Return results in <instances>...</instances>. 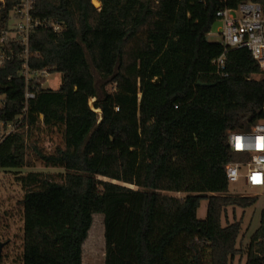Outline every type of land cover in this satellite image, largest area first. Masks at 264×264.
<instances>
[{
	"label": "trees",
	"instance_id": "1",
	"mask_svg": "<svg viewBox=\"0 0 264 264\" xmlns=\"http://www.w3.org/2000/svg\"><path fill=\"white\" fill-rule=\"evenodd\" d=\"M99 1L35 0L32 15L64 29L32 31L28 52L19 35L0 46L10 56L0 64V168H22L31 152L64 169L18 176L24 264H84L95 213L105 216V264H264V208L246 246L242 220L223 224L228 207L257 195L172 194L188 189L190 154L242 159L230 134L264 118L258 61L230 49L219 73L224 45L209 38L217 12L246 0ZM16 4L0 1V36ZM45 69L62 74L58 89L43 86ZM41 127L59 128L63 144L47 152Z\"/></svg>",
	"mask_w": 264,
	"mask_h": 264
},
{
	"label": "rangeland",
	"instance_id": "2",
	"mask_svg": "<svg viewBox=\"0 0 264 264\" xmlns=\"http://www.w3.org/2000/svg\"><path fill=\"white\" fill-rule=\"evenodd\" d=\"M13 24V21L11 22ZM222 22L217 21L212 27L209 38L213 42H221L218 35ZM10 38L15 35L10 31ZM9 38V39H10ZM29 74V73H28ZM47 77L44 87L58 89L62 83V74L54 72L44 75ZM257 77H260L259 75ZM94 102L92 99L91 104ZM11 130V129H10ZM4 130L3 132H5ZM2 132V133H3ZM35 138L39 139V145L47 152L63 144L62 132L59 128L52 129L41 127L34 131ZM189 163V186L186 192H174L172 194L183 197L188 194H221L258 196L254 205L246 208L230 206L223 216V224L227 221L242 220V233L238 241L240 247L250 242L251 235L261 223V211L264 208V187H254L246 183L244 177L237 182L227 183L224 177L225 158L215 153H194L188 158ZM30 171H44L54 174L64 172L62 167L47 165L34 153H29L25 165L19 169L0 168V241L4 243L1 257L4 264H24V210L21 199L25 190L18 176ZM208 211V200L203 199L198 211L200 219H205ZM227 215V217H226ZM246 256L242 258L244 264ZM106 240H105V216L103 213L94 214V222L89 232V237L84 244V264H105ZM240 257L237 256L235 264Z\"/></svg>",
	"mask_w": 264,
	"mask_h": 264
},
{
	"label": "built area",
	"instance_id": "3",
	"mask_svg": "<svg viewBox=\"0 0 264 264\" xmlns=\"http://www.w3.org/2000/svg\"><path fill=\"white\" fill-rule=\"evenodd\" d=\"M5 3L6 0H0ZM17 4L10 10L8 24L2 25L0 46L10 38V31L14 32L26 46L28 52L29 35L38 28H50L56 32L65 27L56 18H36L32 15L35 0H16ZM100 8L101 2L93 0ZM218 20L222 22L218 35L222 38L224 52L214 61L219 73H226L227 52L234 48H247L260 64L264 76V0L242 1L237 7H224L217 12ZM217 20V21H218ZM13 21V24L11 22ZM212 34V33H210ZM5 50H0V64L9 59ZM27 64H25V69ZM49 69L42 71L49 74ZM23 74L29 78L26 70ZM31 91L26 93L27 98H33ZM11 130L13 126L10 125ZM4 134V132H3ZM229 143L234 151L240 152L244 157L239 160L225 163L224 177L227 183L237 182L244 177L246 183L254 187H264V118L258 121L251 130L233 132L229 136Z\"/></svg>",
	"mask_w": 264,
	"mask_h": 264
},
{
	"label": "water",
	"instance_id": "4",
	"mask_svg": "<svg viewBox=\"0 0 264 264\" xmlns=\"http://www.w3.org/2000/svg\"><path fill=\"white\" fill-rule=\"evenodd\" d=\"M3 246H4V243L0 241V257H1Z\"/></svg>",
	"mask_w": 264,
	"mask_h": 264
}]
</instances>
